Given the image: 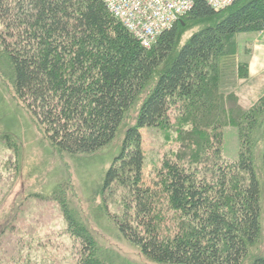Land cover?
<instances>
[{
    "label": "trees",
    "instance_id": "16d2710c",
    "mask_svg": "<svg viewBox=\"0 0 264 264\" xmlns=\"http://www.w3.org/2000/svg\"><path fill=\"white\" fill-rule=\"evenodd\" d=\"M190 1L191 9L146 49L101 0H0V66L17 102L69 157L109 146L143 97L103 177V189L119 190L124 205L110 216L117 233L154 264H242L260 237L254 151L261 128L264 175V92L250 110L231 116L234 160L223 158V123L211 117L198 149L164 157L144 179L140 129L169 125L174 108L221 115L215 92L236 74L226 47L237 35L264 31V0H236L220 11ZM192 27L198 30L181 44ZM71 213L64 211L78 248L74 264H112ZM0 235L2 243L10 239Z\"/></svg>",
    "mask_w": 264,
    "mask_h": 264
},
{
    "label": "rangeland",
    "instance_id": "374dc122",
    "mask_svg": "<svg viewBox=\"0 0 264 264\" xmlns=\"http://www.w3.org/2000/svg\"><path fill=\"white\" fill-rule=\"evenodd\" d=\"M197 30L187 29L181 44ZM226 51L237 72L215 92L221 115L174 108L168 115L169 125L140 129L145 181L164 157L186 154L184 147L187 153L193 152L195 144L198 149L203 140L200 135L210 130L211 117L223 123V158H236L238 130L230 120L234 111L250 110L264 92L263 34L237 35ZM4 73L0 66V231L9 233L10 239L3 236L6 242L0 240V264H74L78 248L67 233L66 210L88 229L102 259L112 264H154L117 233L110 216L120 215L124 209L121 193L103 189L104 172L119 152L126 129L135 124L143 97L129 111L109 146L90 156L69 157L49 144L15 99ZM259 131L254 158L261 188L260 237L242 264L264 258V175Z\"/></svg>",
    "mask_w": 264,
    "mask_h": 264
},
{
    "label": "built area",
    "instance_id": "2783aa9c",
    "mask_svg": "<svg viewBox=\"0 0 264 264\" xmlns=\"http://www.w3.org/2000/svg\"><path fill=\"white\" fill-rule=\"evenodd\" d=\"M108 13L118 20L143 47L169 30L192 7L190 0H101ZM214 11L223 10L236 0H204ZM264 37V31L261 32ZM264 68V58L262 62Z\"/></svg>",
    "mask_w": 264,
    "mask_h": 264
}]
</instances>
